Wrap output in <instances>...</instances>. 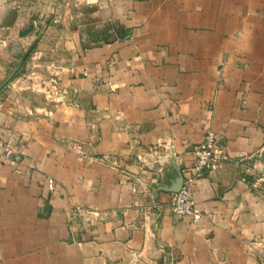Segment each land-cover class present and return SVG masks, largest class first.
<instances>
[{
	"label": "crops",
	"instance_id": "1",
	"mask_svg": "<svg viewBox=\"0 0 264 264\" xmlns=\"http://www.w3.org/2000/svg\"><path fill=\"white\" fill-rule=\"evenodd\" d=\"M0 104V264H264V0H0Z\"/></svg>",
	"mask_w": 264,
	"mask_h": 264
},
{
	"label": "built area",
	"instance_id": "2",
	"mask_svg": "<svg viewBox=\"0 0 264 264\" xmlns=\"http://www.w3.org/2000/svg\"><path fill=\"white\" fill-rule=\"evenodd\" d=\"M1 109V104H0ZM159 146V142L152 147L153 150ZM193 165L191 174L182 180L180 189L173 193L170 199L172 212L182 218H188L193 223H197L202 218V213L192 198L190 187L196 180L217 170L227 160L228 156L224 149L220 147L217 137L213 133H207L192 151ZM5 156L10 158L12 151L5 150ZM264 185V180H263ZM54 182L47 179V188L52 190ZM135 192V189H132Z\"/></svg>",
	"mask_w": 264,
	"mask_h": 264
},
{
	"label": "water",
	"instance_id": "3",
	"mask_svg": "<svg viewBox=\"0 0 264 264\" xmlns=\"http://www.w3.org/2000/svg\"><path fill=\"white\" fill-rule=\"evenodd\" d=\"M181 184H182V181H181ZM180 187H181V185H180ZM180 187L178 188V190L180 189ZM178 190H176L175 192H177ZM175 192H174V193H175Z\"/></svg>",
	"mask_w": 264,
	"mask_h": 264
}]
</instances>
